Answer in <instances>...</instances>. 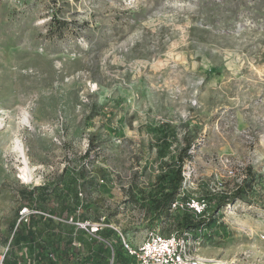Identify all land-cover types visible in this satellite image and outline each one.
Wrapping results in <instances>:
<instances>
[{"label": "rangeland", "instance_id": "rangeland-1", "mask_svg": "<svg viewBox=\"0 0 264 264\" xmlns=\"http://www.w3.org/2000/svg\"><path fill=\"white\" fill-rule=\"evenodd\" d=\"M220 200L200 254L264 264V0H0L3 264H136Z\"/></svg>", "mask_w": 264, "mask_h": 264}, {"label": "built area", "instance_id": "built-area-1", "mask_svg": "<svg viewBox=\"0 0 264 264\" xmlns=\"http://www.w3.org/2000/svg\"><path fill=\"white\" fill-rule=\"evenodd\" d=\"M183 175L185 177L184 173ZM244 178L243 174L235 189ZM184 183H186V177ZM218 191L214 190V192ZM178 205L182 206L177 200L174 201L171 209ZM193 207L198 213L206 211L205 202L196 201ZM19 214L22 217L27 216L30 214V210L28 207H23ZM200 243V238H194L189 229H178L169 236L160 235L155 230H148L138 246H134L126 239L123 242L125 249L135 259L136 264H213L212 258L200 254L198 249ZM0 264H3L2 258H0Z\"/></svg>", "mask_w": 264, "mask_h": 264}, {"label": "trees", "instance_id": "trees-1", "mask_svg": "<svg viewBox=\"0 0 264 264\" xmlns=\"http://www.w3.org/2000/svg\"><path fill=\"white\" fill-rule=\"evenodd\" d=\"M190 147L189 142H185V146L182 151H180L177 155V163L178 168L176 171V183L173 186V189L171 191H167L164 193V196L162 200H156V204L159 205V209H161L164 203L167 205V207L170 209L171 205L174 201L177 199V193L178 190L182 187L184 184V175H183V167L185 164L186 159L191 158V154L188 152V149ZM248 185V182L246 178L242 181L241 184H239L238 188H236L233 191V195L231 196L232 199H235L236 197L240 196L246 189ZM219 197H223L222 195H219ZM225 200H220L219 202L215 203L214 205H211L209 209H207L203 213H198L193 208L190 209V212H192V215L195 214L196 216H199V219L195 222H192L193 220L189 216H184L181 220V223L179 224L180 230H185L191 227H198L200 225H207L212 221V216L214 215L215 211L220 208L221 206L225 205ZM158 209V210H159ZM17 232V230H16ZM113 232V231H112ZM111 233V232H110ZM124 246V245H122ZM126 250V249H125ZM127 252V250H126ZM128 254V252H127ZM129 255V254H128ZM130 256V255H129ZM132 257V256H130ZM133 258V257H132ZM72 262V258H69L66 262L65 257L63 255L58 254L56 257V263L57 264H70Z\"/></svg>", "mask_w": 264, "mask_h": 264}, {"label": "bare ground", "instance_id": "bare-ground-1", "mask_svg": "<svg viewBox=\"0 0 264 264\" xmlns=\"http://www.w3.org/2000/svg\"><path fill=\"white\" fill-rule=\"evenodd\" d=\"M28 121H29V119H28ZM21 146L22 145H19V144L17 145L21 155L24 156V150H23V148ZM25 159H26V157H25ZM21 178L25 182L31 181L33 179L32 173H31V171L29 169V166H28L26 161H25V166L21 169Z\"/></svg>", "mask_w": 264, "mask_h": 264}]
</instances>
